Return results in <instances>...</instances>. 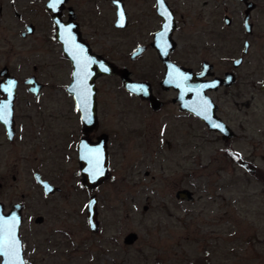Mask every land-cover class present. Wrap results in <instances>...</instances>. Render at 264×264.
Masks as SVG:
<instances>
[{
    "label": "rangeland",
    "instance_id": "rangeland-1",
    "mask_svg": "<svg viewBox=\"0 0 264 264\" xmlns=\"http://www.w3.org/2000/svg\"><path fill=\"white\" fill-rule=\"evenodd\" d=\"M243 36L236 34L233 48H221L220 58L240 55ZM255 38L250 61L238 71L236 93L245 89L248 71L252 83L264 73V33ZM26 47L0 40V69L7 65L23 78L37 65L48 87L39 99L21 87L18 135L12 143L1 135L0 127V201L6 212L15 203L25 205L21 237L26 264H264V205L254 193L261 184L230 160L227 147L213 133L203 129L201 139L198 125L179 117L173 105L151 113L126 97L115 80H103L97 96L101 121L97 133L109 136L110 175L95 189L85 188L76 150L82 127L66 92L70 64L59 61L56 50L42 46L31 52ZM38 55L45 61H38ZM186 62L195 66L198 61ZM214 62L221 71L227 61ZM118 63L129 64L138 76V66L153 61ZM229 107L231 112L232 105L224 103L223 111ZM33 108L53 115L44 129L45 140L42 135L24 138L20 117ZM231 114V124L236 128L241 124L243 132L259 134L264 127L262 121L250 126L239 113ZM40 129L34 131L41 134ZM245 137L232 145L242 160L253 147ZM251 162L262 165L259 158ZM36 171L61 191L46 196L34 178ZM179 188L193 191V200L177 201L174 193ZM92 194L98 199L97 232L87 222ZM39 216L44 218L41 224L35 222ZM131 232L137 240L124 244Z\"/></svg>",
    "mask_w": 264,
    "mask_h": 264
},
{
    "label": "flooded vegetation",
    "instance_id": "flooded-vegetation-1",
    "mask_svg": "<svg viewBox=\"0 0 264 264\" xmlns=\"http://www.w3.org/2000/svg\"><path fill=\"white\" fill-rule=\"evenodd\" d=\"M241 33L244 34L239 46V48L242 46L241 54H238V48L237 56L234 53L220 58V49L227 46L233 48L236 34ZM256 33H264V0H62L58 4H54L53 0H0V40L7 44H12L13 41L21 42L31 52L42 46L56 50L59 61H67L70 64L71 82L67 85L66 92L72 96L73 101V95L67 91L68 86L74 81L73 75L76 67L72 61H84L89 68L90 65L95 66V69L91 68L92 71H97L98 68L97 65H94V61H107L119 69L126 68L133 81L148 84L151 95L157 100L156 104L153 106L147 99L125 91L118 75L97 76L95 80L96 100L100 91V83L103 80H115L126 97L150 110L153 114L164 111L168 105H173L174 108L176 107L179 117L194 121L198 125L201 139H204L203 129L213 133L215 140L222 142L227 147L230 160L238 162V165L246 173L251 174L261 184L260 190L254 193L259 194L264 205V127L259 129V134H255L243 132L244 128L241 124L237 128L231 124L233 115L231 112H234L239 113V117L250 126H256L260 121L264 125V73L260 75L257 83H252L251 74L248 71L245 75L243 92L236 93L235 90L240 80L238 71L246 65L247 61H250V51L255 44ZM3 34L5 35L3 36ZM64 38L68 39L67 41L70 43L72 58L67 57L64 52V46L60 40ZM262 45H264V40ZM245 48L246 53L243 54ZM42 57L44 56L38 55L36 59L45 61ZM27 60H30V56L27 57ZM238 60L241 62L238 66H234V62ZM118 61H130V63L153 61V64L139 65L138 71H141V74L137 76L129 64H119ZM162 61H173L177 65L189 68L195 74L201 72L203 62L209 63L211 74L201 77L199 79L201 82L213 78H223L227 73L233 74L234 82L232 84H222L216 89L205 91L216 107V116L229 128L230 137H224L218 131L209 130L197 116L187 110H181L177 100L178 91L173 87L165 89L161 85L165 74ZM186 61L198 62L194 66L189 65ZM214 61L227 62L221 71H218ZM26 67L29 68L28 65ZM4 70L17 80V98L14 105L15 139L18 135L17 101L21 87H25L27 94L33 99L41 98L48 87L44 82V74L39 73L37 65H34L32 72L25 74L23 78L14 74L12 67L4 65L0 69V86L5 78L1 75ZM188 95L186 100L187 103H190V107L198 105L192 93ZM4 97L6 94H2L0 89V100ZM30 102L28 101L29 104ZM224 103L232 105L231 112V107L228 111H223ZM258 104L260 105L259 110L257 109ZM35 109L22 113L20 118L24 123L23 130L22 128L21 130L24 132V138L25 135L26 137L31 135L38 139L39 135H42V140H45L44 129L52 121L53 115L41 111L40 108ZM77 112L82 127L80 140L87 137L95 143L98 137L104 134L107 136L108 150V134L104 131L97 133L101 125L98 117V101L97 127L87 134L84 133L80 111L77 110ZM58 115L59 120L61 115ZM166 116L167 119L172 118ZM45 118H48L46 122H44ZM0 127L1 135L6 136L12 143L14 139H9L8 133L1 123ZM36 127L41 128V134L34 131ZM198 128L195 133L197 137ZM185 131L186 136L187 130L185 129ZM242 135H245L248 144L253 146L249 151L250 156L246 160L239 158V154L232 147L233 143L237 139H241ZM257 135L260 136L255 138ZM78 144L76 150L79 161ZM166 144L170 146L168 141ZM257 150H259V154H255ZM254 158L260 159L262 162L260 167L252 164L251 161ZM79 171L81 173V170ZM59 188L58 192L61 191V187ZM182 189L187 188L175 190L174 197L177 201H186L176 197V193ZM191 192L193 197V191Z\"/></svg>",
    "mask_w": 264,
    "mask_h": 264
},
{
    "label": "water",
    "instance_id": "water-1",
    "mask_svg": "<svg viewBox=\"0 0 264 264\" xmlns=\"http://www.w3.org/2000/svg\"><path fill=\"white\" fill-rule=\"evenodd\" d=\"M247 26V24H246ZM248 28V26H247ZM64 46V52L67 57L72 58L71 47L68 39H60ZM246 47V45H245ZM246 53V48L243 54ZM76 69L74 71V81L68 86L67 91L73 95L77 110L80 111L81 120L84 124V133L87 134L97 127V100H96V85L95 80L100 75H118L121 79V84L128 93L138 95L143 99L150 101L151 105L156 104V99L153 98L150 88L145 82H135L130 77V72L126 68L119 69L107 61H94L97 65V71H92L95 67L90 65V68L84 61H72ZM241 61H235L234 66H238ZM165 74L161 81L163 88L173 87L178 91L177 100L179 101L181 110H187L191 114L201 119L206 127L212 131H218L224 137H230L229 128L216 116V107L211 99L205 94L207 89H216L222 84L230 85L234 82V76L227 73L223 78H213L209 81L201 82V77L209 76L211 65L203 62L201 72L193 73L189 68L177 65L173 61H162ZM93 67V68H92ZM92 68V69H91ZM91 69V70H90ZM95 69V68H94ZM5 78L1 82V92L6 94V97L0 100V106L7 105V119L0 120L8 133L10 140H13L16 133L14 120V105L17 98V80L5 70L1 72ZM30 82V81H29ZM194 87H193V86ZM264 86V81H263ZM197 87V88H196ZM264 88V87H263ZM193 95L197 100L198 105L190 107L186 97L188 94ZM156 108V106H155ZM214 125H219L215 127ZM80 170L83 176L82 184L89 190L95 189L99 184L109 177V158L107 150V136L101 135L97 142H91L87 137H83L78 144ZM35 180L42 187L46 196L56 194L60 188L52 184L47 179H44L40 173L34 174ZM49 189H51L49 191ZM178 199L192 201V192L188 189L179 190L176 193ZM97 194H92L87 203V222L89 228L93 232L99 230L98 209H97ZM23 203H15L9 212H6L5 205L0 201V222L12 223L15 219V237L19 241V255L23 264H26L24 242L21 237V228L24 222ZM44 218L39 216L35 222L43 223ZM137 240V234L131 232L127 234L123 242L131 245ZM1 264H10V257L0 255Z\"/></svg>",
    "mask_w": 264,
    "mask_h": 264
},
{
    "label": "snow or ice",
    "instance_id": "snow-or-ice-1",
    "mask_svg": "<svg viewBox=\"0 0 264 264\" xmlns=\"http://www.w3.org/2000/svg\"><path fill=\"white\" fill-rule=\"evenodd\" d=\"M62 0H53L58 4ZM123 15V14H121ZM7 105L0 106V120L7 119ZM219 127V125H214ZM51 189H49L50 191ZM19 241L15 237V219L12 223L0 222V255L10 257V264H23L19 255Z\"/></svg>",
    "mask_w": 264,
    "mask_h": 264
}]
</instances>
